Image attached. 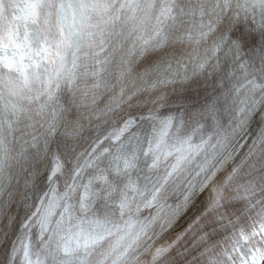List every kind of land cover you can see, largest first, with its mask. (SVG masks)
Instances as JSON below:
<instances>
[{
    "label": "snow or ice",
    "instance_id": "snow-or-ice-1",
    "mask_svg": "<svg viewBox=\"0 0 264 264\" xmlns=\"http://www.w3.org/2000/svg\"><path fill=\"white\" fill-rule=\"evenodd\" d=\"M255 114L252 116V119L255 120ZM245 120L242 118L239 121V124L233 131L239 129V127L243 126ZM186 144L189 145V148L193 151L197 150V147L191 145L189 141H185ZM255 144L259 146H264V128L258 132V138L255 140ZM243 148V144L240 146ZM178 151L183 152V149H178ZM252 152H249L244 158H242L239 162H234L233 168L230 172L242 171L244 165L247 164L248 160L252 156ZM183 156L178 157V160H182ZM214 174L209 172L207 176H205L203 183L200 186L195 184L191 185L187 190H185L182 195L178 198V201L174 205H161V210L157 212L154 220H158L160 223V227L162 232H167L170 239L167 240L165 245H162L157 248L155 255L153 256V261L164 260L166 257H169L175 251L179 255H183V252L180 249L181 244L185 241V238L188 237L189 233H195L196 231H200L204 227L202 220L213 214V212H219L220 208L224 207V200L222 198L223 194L214 189H218L219 185L213 181ZM205 193L209 194L212 199L205 203L202 208H200L196 215L193 216L192 220L185 221L184 224H181V221L184 220L189 213L196 208V205L200 202V198L205 195ZM156 198L153 197V200ZM252 235H260L264 234V215H262L259 219H253L251 223ZM208 233L200 231L199 239L207 240ZM208 249H204L207 251ZM223 254L227 259H229L230 264H248L246 257L241 253L239 260L232 259L231 252L225 247L222 249ZM15 254V250L9 254V264H11V258ZM203 254V253H202ZM210 264H217V262L213 259ZM252 264H255L253 260ZM264 264V261H262Z\"/></svg>",
    "mask_w": 264,
    "mask_h": 264
}]
</instances>
